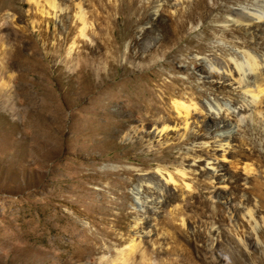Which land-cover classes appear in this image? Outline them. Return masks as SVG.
I'll list each match as a JSON object with an SVG mask.
<instances>
[{
  "label": "rangeland",
  "instance_id": "1",
  "mask_svg": "<svg viewBox=\"0 0 264 264\" xmlns=\"http://www.w3.org/2000/svg\"><path fill=\"white\" fill-rule=\"evenodd\" d=\"M77 1L86 22L76 23L56 58L49 50L75 25L74 11L60 18L39 12L47 8L44 0L0 4V264H264V92L261 114L234 126L225 153L214 142L212 120L192 123L198 141H208L203 157L217 158L211 164L216 175L204 180L198 167L204 160L188 165L195 157L190 140L178 143L180 133L173 131L168 138L137 133L142 143L134 145V129H122L127 113H118L112 102L136 82L153 80L157 69L165 71L159 83L175 91L190 84L209 95L216 89L244 98L243 91L229 92L215 78L210 88L204 85V70L197 67L220 41L223 27L213 18L228 14L238 0L189 2L178 12L161 1L156 14V0ZM185 10L204 12L205 18L194 27L187 22L184 38L172 43L153 70L135 67L139 58L124 59L130 40L140 38L154 18L176 20ZM111 19L124 37L113 71L104 43ZM48 23L53 36L41 34ZM20 26L24 33L14 40L12 30ZM85 26L81 37L78 28ZM246 40L257 47L250 34ZM133 52L138 57L144 51ZM258 83L264 89V75ZM146 130L154 131L152 125ZM182 165L188 176L176 174L173 184H165L169 202L158 203L152 186L158 168L176 172Z\"/></svg>",
  "mask_w": 264,
  "mask_h": 264
},
{
  "label": "bare ground",
  "instance_id": "2",
  "mask_svg": "<svg viewBox=\"0 0 264 264\" xmlns=\"http://www.w3.org/2000/svg\"><path fill=\"white\" fill-rule=\"evenodd\" d=\"M44 1L47 8L44 9L41 5L42 7H39V12L45 16L52 14L55 17L63 18L65 14L69 15V13L74 11L71 17L75 18V25H70V29L63 32L61 37L57 39L49 50L51 57L56 58L61 54L63 45L72 40V32L76 29V23L84 25L87 16L81 1H79L80 3L78 1L73 2L74 0ZM161 1L169 2L170 6L176 7L175 11L177 12L179 11V9L177 10L178 6L184 5L186 8L189 6V2L192 5L202 4V0H156L157 5L153 9V14L157 13L161 6ZM236 5L233 9L229 10L228 14L213 18L214 22L223 27L219 38L220 41L208 48L210 55L202 57L200 65L197 67L204 70L203 76L200 77L204 85L208 84L210 88L215 78L229 92L233 88L243 91L244 98L234 97L231 94H228L226 97L223 92L218 93L216 89L212 91L213 95H209L206 90L193 89L192 85L187 83L185 87L175 91L171 84H166L164 81L159 83L161 76L165 74L164 69L154 70L155 78L151 81L136 82L127 90V95L114 94L112 97L115 99L112 102L118 104L117 112L121 113L124 111L127 113V124L122 129H126L127 127L134 129L135 132L132 135L134 139L131 141L134 145L142 143V137H139L137 133H142L143 136H146L157 132L156 135L162 134L168 138L171 131H173L177 135L180 133L178 143H182L185 139L190 140L191 150L195 152V157L191 159L192 161L188 165L195 166L198 165L196 164L197 159L204 160L202 166L198 165L203 177L202 180L211 178L210 175H216L217 167L211 164H213L212 159L217 158L210 155L203 157L202 154L207 152L208 141H198L199 135L194 130L192 123L198 125L199 121H201L198 120V117H201L203 122L212 120L217 125L216 140L214 142L225 153L228 150L227 146L235 139L234 126L253 122L254 117L261 114L262 109L259 96L263 94L264 89L260 87L258 81L264 75V40L262 41L264 39V0H238ZM179 13L176 20L170 17L166 20L154 18L150 28L140 30V38L134 37L130 40L127 52L124 53V59L139 58L138 63H133L135 67L141 71L153 70L154 66L159 63V60L170 52L172 43L184 38V35L181 33L186 23L189 22L191 27H194L199 20L205 18L204 12H201L198 16H195L188 10ZM124 20L127 27L126 18ZM157 27L162 29L172 28L174 30L165 34L162 32L156 33L155 29ZM85 28L86 26L78 28L81 37L86 36L84 32ZM100 29L103 28L101 27ZM24 30L25 28L21 26L16 29L14 28L12 30V34L14 33L13 35H15L13 39L16 40L22 36ZM128 31L130 30L128 29ZM130 33L131 31L128 32V36ZM41 34L53 36L49 23L46 30L41 32ZM248 34L254 39L253 43L257 45L256 48L249 46L250 44L246 40V35ZM149 35L152 37V40L146 41ZM156 38L159 40H156ZM123 39L124 37L119 29V22L116 19H111L110 35L107 41L104 40V43L110 48L108 58L109 61H112L109 64L111 71L115 69V61ZM74 44L75 42L72 41V45ZM135 47L143 48V54L137 57V54L133 52ZM200 52L202 53L203 50L200 49ZM90 60L93 64L95 63V60L91 58ZM251 85H254L253 89L250 87ZM247 97H250V100L246 99ZM170 100L172 101L171 104L169 103ZM243 100L246 102H242ZM190 119L193 121L190 122ZM131 124L135 125L130 126ZM150 125L154 129L152 132L146 130ZM137 127L141 129L139 132H137ZM182 137L183 139H181ZM208 166L212 167L207 168ZM245 169L249 174L252 167L250 164H247ZM175 171L169 168H158V179L153 181L152 184L154 188L153 192L156 194L154 200L158 199V203L164 202L166 204L169 202L168 189L165 187V184H173L176 174L183 178L188 176V169L183 165L176 167ZM187 188H189L188 184ZM227 202L231 204V200ZM247 214L251 216L250 211ZM148 222L152 225L151 221ZM144 228L148 229V226L146 225ZM255 229H258L257 225ZM152 230L153 228L146 232L143 230V233L147 234ZM211 230H215L214 224H212Z\"/></svg>",
  "mask_w": 264,
  "mask_h": 264
}]
</instances>
